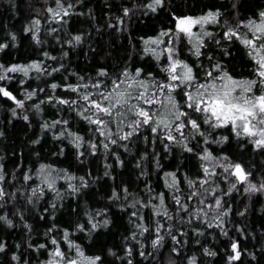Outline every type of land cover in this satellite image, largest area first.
<instances>
[{
	"label": "snow or ice",
	"instance_id": "1",
	"mask_svg": "<svg viewBox=\"0 0 264 264\" xmlns=\"http://www.w3.org/2000/svg\"><path fill=\"white\" fill-rule=\"evenodd\" d=\"M77 4L82 6L83 0L74 3L72 0H45L43 22L59 26L49 28L50 35L65 31ZM242 7L243 0H230L229 8L213 4L196 11L180 9L171 0L133 2L131 7L121 5L118 11L122 15L115 16L116 23L109 22L106 27L124 31L125 20L131 19L137 11L145 14L167 12L166 26H160L154 35L141 36L140 49L133 45L141 60L149 57L155 62L154 70H149L151 65L136 66L129 56L115 71L103 66L96 68L94 74L69 71L61 62L69 56L63 46L76 47L87 35L71 31L66 32L64 39L58 34L55 36L61 44L60 58L47 51L42 53L43 57L56 62V67H49L40 59L28 63L0 62V97L14 103L15 106L10 108L12 117L20 115L17 111L20 109L22 119L30 124L28 113L32 109L42 113L45 104L56 109L58 115L55 119L42 118L40 124L41 132H51L60 145L53 155H64L63 140H68L74 147L76 159L81 163L86 154L94 156L103 150L106 157L103 176L108 177L114 170L113 164L107 162L109 155L116 164L125 165L120 152L114 151L112 146L128 152L131 145L142 142L152 148L151 154L145 150L136 160L139 176L146 178L144 194L130 191L129 185L122 183L112 187L107 196L116 207L132 209L128 212L131 229L121 236V245L95 251H89L91 243L86 248L74 236L81 233L93 241L94 233L98 237V230L108 229L113 223L109 207L93 209L85 205V219L77 221L74 226L60 227L54 221L58 206H63L61 202L66 195L81 193L90 182L95 183L100 177H94L90 169L85 175L77 176L66 168L43 162L35 168L25 166L22 154L10 174L4 157L0 156V222L13 228L16 225L11 217H18L28 233L27 254L24 244L17 242L10 247L6 240L0 239V254L11 253L9 264H33L30 258L33 250L36 264H116V261L138 264L137 255L156 261L158 255H163L161 250L169 241L172 243L167 264H178L176 257L192 239L189 229L195 233V243L207 256H216L217 253L202 245L198 237L218 233L229 238L226 264H237L245 253L256 258V253L243 248L238 238L230 237V231L246 234V227L233 225L230 218L233 213L246 218L249 208L235 209L228 197L241 189L249 194V198L264 193V174L257 179L254 166H246L239 158L234 159L233 154L224 148L213 151L211 147L231 144L235 138L239 148L247 151L251 147L264 153V6L245 10L247 15L242 14ZM41 30L39 15L33 16L22 28L36 45L44 43ZM8 40L14 44L17 34L9 32L5 42H0V51L10 47ZM233 48H242L247 74L237 72L230 64L235 58ZM33 71L37 73V80L62 71L66 75L61 81L53 78V82L46 85L50 92L43 87L29 90L23 86ZM15 74H22L18 80L21 88L16 91L23 92V99L13 91ZM72 77L75 82L71 81ZM57 89L65 90L64 94L57 95ZM40 93H45L44 98L27 107L26 101L38 98ZM65 113L69 116L75 113L86 124V131L83 134L74 131ZM4 135L0 131V137ZM31 143L39 144L40 139ZM157 147L165 154H171L175 147H179L182 153L192 154L197 160L195 174L182 171L183 161L174 170L163 171ZM145 159L163 171L167 191H157L147 179L149 174L143 168ZM9 175L11 179H8ZM20 180L23 183H14ZM61 180L66 182V188L57 186ZM222 182L227 184L226 190ZM49 192L54 194L53 199L41 210L40 201ZM20 200L36 207L40 219H46L48 215L53 218L42 233L43 242L32 240L35 230L25 219L30 209L17 207ZM40 256L45 258L40 259ZM109 257L113 260L109 261ZM184 264H199L197 255L186 256Z\"/></svg>",
	"mask_w": 264,
	"mask_h": 264
},
{
	"label": "trees",
	"instance_id": "2",
	"mask_svg": "<svg viewBox=\"0 0 264 264\" xmlns=\"http://www.w3.org/2000/svg\"><path fill=\"white\" fill-rule=\"evenodd\" d=\"M72 2L74 3L75 0H72ZM133 2L147 3V0H83L82 6L80 4L76 5V11L66 26L65 31H59L50 35L48 29L59 26L55 23L48 24L43 22L45 14L42 10L45 7V0H0V42H5V38L9 32L17 34V41L12 44L8 40L7 42L10 44V47L0 51V62L5 64L28 63L32 59H40L44 60L47 66L56 67L57 63L43 57L42 53L43 51H47L51 56L60 58L62 54L61 44L56 41L55 36L58 34L64 39L66 38V32L71 31L73 33L84 32L87 35L83 42L76 47L63 46L64 50L69 51V56L64 57L61 62L65 64L69 71H76L80 74H94L95 69L101 66L107 67L110 71H115L124 65L129 56L132 57V61L136 66L151 65L149 70H154L155 62L151 61L149 57L141 60L139 53L134 51L133 45H135L136 49H140L142 47L139 39L141 36L154 35L160 26H166L168 20L166 11L155 14H145L143 11H137L131 16V19L125 20L124 31L106 27L109 22L116 23L115 16L122 15L118 11L121 5L131 7ZM171 2L185 11L189 8L196 11L199 8L213 4L217 6L223 5L225 8L230 7V0H171ZM261 6H264V0H243L241 12L247 15L248 12L245 10L258 9ZM109 7L111 11H109ZM89 10H91V14H89ZM35 15H39L42 19L40 36L44 43L41 45H36L31 40L30 34L22 31V28ZM232 51L235 58L230 61V64L237 72L244 71L247 74V66L243 64L244 56L242 48H233ZM226 62L228 61L226 60ZM15 75L16 80L12 82L13 91L16 92L19 98L23 99V92L16 91L21 88L18 80L22 78V74ZM36 75L35 71L30 73L23 87L29 90L43 87L46 88V92H50L46 85L53 82V78L57 82L61 81L66 73L62 71L60 73H53L52 77L41 76L39 80L36 79ZM70 79L72 82H75L74 77ZM64 92L65 90L63 89L56 90L57 95H63ZM44 95L45 93H40L38 98L34 97L32 101H26V106L30 107L32 103L37 102V99H43ZM14 106V103L7 100V98L0 97V131L5 133L3 137H0V156L4 157L8 172L11 174L16 164L20 162L18 158L21 154L24 165L33 168L38 167L39 163L43 162L55 165L56 168H66L77 176L85 175L90 169L92 175L100 177V179L95 183L90 182L88 188L83 189L81 193L75 196L66 195L61 202L63 206H58L54 222L59 224L60 227H67L69 224L74 226L77 221L82 222L85 219L83 216L86 210L85 205L93 209L109 207L113 223L109 225L108 229L98 230L100 232L98 237L94 233L95 239L93 241H89L81 233H75L74 238H79V242L83 243L86 248L91 243L92 248L89 251H95L101 247L106 249L113 245H121L123 243L121 236L126 235V230L131 229V225L128 223V212L132 209L122 210L116 207L115 204L107 200V196L111 194L112 187L121 185L122 183L128 184L130 191L140 192L141 195L144 194L143 188L146 178L139 176L140 169L136 168V160L139 159V155L145 150L151 154V146L138 142L131 145V151L128 152H125L123 148L112 146L114 151L120 152L121 159L125 161V165L122 167L116 164L114 159L109 155L107 162L113 164L114 170L111 176L105 177L103 176V172L106 157L103 150L94 156L86 154V157L82 158L84 162L81 163L76 159L74 147L68 140H63L64 155L52 154L58 151L60 145L53 139L51 132L42 133L40 130L42 118L43 120H51L55 119L58 115L52 105H42L44 109L42 113H37L35 109H32L28 113L31 121L30 124L22 119L23 112L20 109H17L20 115L12 117L10 108ZM65 115L70 119V124L74 131H80L82 134L86 131V124L82 123L75 116V113H72L70 116L67 113ZM37 138L40 139V143L32 144L31 141ZM211 147L213 151H216L217 148H224L230 154H233L234 159L239 158L246 166H254L257 179L261 174H264V153L253 150L251 147L247 151L239 148L235 138L232 139L231 144L211 145ZM156 151L161 153L160 163L164 166L163 171H172L183 161L182 171H187L190 175L195 174L197 160L192 154L182 153L179 147H175L171 154H165L159 147H157ZM36 153L40 155L36 156ZM143 168L149 174L147 179L151 181L152 186L157 191H167L164 189L163 171L157 170L149 159H145ZM26 170L27 167H25ZM17 175H20L19 171H17ZM113 176L115 180L112 179ZM8 179H11V175H9ZM14 183L21 184L23 181L20 180ZM57 186L59 188H66L67 185L65 181L61 180L58 181ZM222 187L226 190L227 184L222 182ZM53 196L54 194L49 192L45 199L40 201L41 210L42 207L48 206V202L53 199ZM228 200L237 210L243 209L245 206L249 208L246 218L236 216L235 213L230 218L233 225L246 227V234L241 235L235 231H230V237L238 238L243 248L256 253L255 259H252V257L245 253L242 256V260L237 262V264H264V251H262V246H264V211H261L264 208V193H256L249 198V194L244 193L243 189H241L240 192H234L232 196L228 197ZM16 206L30 209V211L26 212L25 219L28 223L32 224L35 230L32 233V240L34 242H43L42 233L53 222L51 215H48L46 219H40L37 208L25 204L23 200H20ZM11 210V205H9V211ZM11 218L14 219L16 226L9 228L0 222V239L6 240L10 247L17 242L24 244V250L27 254V230L23 228L18 217ZM189 234L192 239L185 246L183 253L176 257L178 264H184L186 256L192 254L197 255L199 264H226L225 253L229 250L228 237H223L218 233L198 237L202 245L209 247L217 253L216 256H207L202 253L201 246L195 243L197 237L195 233L191 232V229H189ZM171 243L169 241L165 248L161 250L163 255H158L156 261H153L151 258L146 260L138 255L135 257V260L138 264H167ZM11 250L15 251L14 248ZM148 250L151 251V248L149 247ZM10 255V252L0 254V264H9ZM30 258L33 260V264H36L34 250ZM44 258V256H40V259ZM108 260L112 261L113 258L109 257ZM116 264H119V261H116Z\"/></svg>",
	"mask_w": 264,
	"mask_h": 264
}]
</instances>
